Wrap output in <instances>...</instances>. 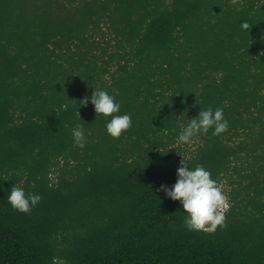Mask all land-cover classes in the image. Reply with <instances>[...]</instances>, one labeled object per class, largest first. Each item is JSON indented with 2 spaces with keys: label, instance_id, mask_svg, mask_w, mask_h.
Returning a JSON list of instances; mask_svg holds the SVG:
<instances>
[{
  "label": "trees",
  "instance_id": "obj_1",
  "mask_svg": "<svg viewBox=\"0 0 264 264\" xmlns=\"http://www.w3.org/2000/svg\"><path fill=\"white\" fill-rule=\"evenodd\" d=\"M97 88L131 116L119 138L82 104ZM209 106L227 130L182 149ZM181 159L226 180L222 227L159 190ZM0 264H264V0H0Z\"/></svg>",
  "mask_w": 264,
  "mask_h": 264
},
{
  "label": "clouds",
  "instance_id": "obj_2",
  "mask_svg": "<svg viewBox=\"0 0 264 264\" xmlns=\"http://www.w3.org/2000/svg\"><path fill=\"white\" fill-rule=\"evenodd\" d=\"M241 28L249 29L246 20L241 21ZM81 101L82 104L90 101L94 112L106 118L105 131L112 138H119L122 132L131 126V116L128 113H120V103L106 90L93 89L91 96ZM186 121L181 125L177 135V140L186 144L191 143L198 134H207L209 129L212 130V135H219L228 128V121L220 107L200 108L195 117ZM72 138L76 146L80 148L85 146L86 137L81 125L73 127ZM159 190L163 191L167 198L179 201L181 212L184 214L183 223L187 229L214 230L217 226H223L228 197L222 185L204 166L197 164L189 167L181 159L180 166L176 169L175 183L170 187L162 184ZM40 199L39 193H26L23 187L16 184L12 185L6 196L7 203L14 210L24 213L31 211Z\"/></svg>",
  "mask_w": 264,
  "mask_h": 264
},
{
  "label": "rangeland",
  "instance_id": "obj_3",
  "mask_svg": "<svg viewBox=\"0 0 264 264\" xmlns=\"http://www.w3.org/2000/svg\"><path fill=\"white\" fill-rule=\"evenodd\" d=\"M100 44H102V41L100 40ZM100 49L99 48H97V51H99ZM176 144L177 145H180L181 146V148L182 149H189V150H192L193 149V147H194V144H193V142H191V143H182V142H179L178 140H177V138H176ZM54 175H52L51 177H53ZM221 185H222V188H223V191L225 192V194L227 195V197H228V208H229V206H230V201H229V195H228V193H229V185L227 184V182H226V180H221L220 182H219ZM228 208L224 211V214L228 211Z\"/></svg>",
  "mask_w": 264,
  "mask_h": 264
}]
</instances>
